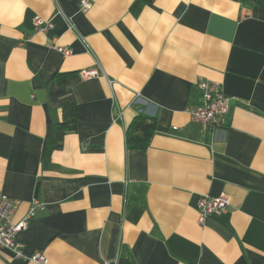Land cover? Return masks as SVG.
<instances>
[{
	"label": "crops",
	"instance_id": "1",
	"mask_svg": "<svg viewBox=\"0 0 264 264\" xmlns=\"http://www.w3.org/2000/svg\"><path fill=\"white\" fill-rule=\"evenodd\" d=\"M136 1L0 0V192L22 203L14 223L46 207L0 264H264V9ZM201 82L230 98L226 128L186 112ZM68 104L78 130L50 152ZM139 115L156 121L144 152L126 146ZM220 195L226 212L200 225L198 202Z\"/></svg>",
	"mask_w": 264,
	"mask_h": 264
},
{
	"label": "built area",
	"instance_id": "2",
	"mask_svg": "<svg viewBox=\"0 0 264 264\" xmlns=\"http://www.w3.org/2000/svg\"><path fill=\"white\" fill-rule=\"evenodd\" d=\"M82 11H88L91 8L89 0H80ZM51 23H45L42 20L36 21V28L39 33H44L51 29ZM69 28L75 31V28L69 22ZM64 56L71 54L69 49H58ZM96 70L81 73L83 78L96 77ZM199 88L203 93L202 99L198 105L190 106L187 113L191 120L203 125L205 129L218 131L228 126V116L230 113V98H228L222 89V86L216 83L201 82ZM22 203L19 200L11 199L0 192V249L10 250L16 258L24 257V245L17 239L19 233L25 231L29 222L39 213L44 212V204L34 202L26 217L18 223H14L15 215L21 208ZM229 206V199L226 195L219 197H203L197 205L199 214V224L204 225L211 217L224 214ZM36 264H48L47 258L41 252H37L32 258Z\"/></svg>",
	"mask_w": 264,
	"mask_h": 264
},
{
	"label": "trees",
	"instance_id": "3",
	"mask_svg": "<svg viewBox=\"0 0 264 264\" xmlns=\"http://www.w3.org/2000/svg\"><path fill=\"white\" fill-rule=\"evenodd\" d=\"M155 0H137L132 12L137 13L146 5L153 4ZM252 8L264 9V0H232ZM78 130V110L76 105L68 104L63 108V121L57 123L49 137L50 152L63 148L66 135ZM156 132V121L144 115L135 118L132 128L126 134L128 150L144 152L148 149L150 140Z\"/></svg>",
	"mask_w": 264,
	"mask_h": 264
}]
</instances>
